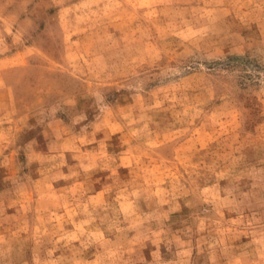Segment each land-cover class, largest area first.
I'll return each mask as SVG.
<instances>
[{
	"label": "rangeland",
	"instance_id": "rangeland-1",
	"mask_svg": "<svg viewBox=\"0 0 264 264\" xmlns=\"http://www.w3.org/2000/svg\"><path fill=\"white\" fill-rule=\"evenodd\" d=\"M0 264H264V0H0Z\"/></svg>",
	"mask_w": 264,
	"mask_h": 264
}]
</instances>
